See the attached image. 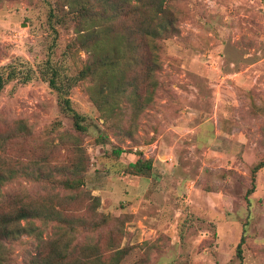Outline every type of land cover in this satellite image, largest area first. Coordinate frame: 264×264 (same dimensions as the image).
<instances>
[{
	"label": "rangeland",
	"instance_id": "rangeland-1",
	"mask_svg": "<svg viewBox=\"0 0 264 264\" xmlns=\"http://www.w3.org/2000/svg\"><path fill=\"white\" fill-rule=\"evenodd\" d=\"M77 2L102 7L99 0H0V68L50 62L62 76L84 70L91 54L76 43ZM164 7L178 31L142 47L149 66L156 61L151 104L137 110L129 93L119 99L107 89L112 97L100 110L99 85L82 80L70 90L85 117L80 133L39 75L13 81L0 97V132L20 125L30 138L13 140L5 160L33 170L47 161L46 172L86 166L81 191L98 197V212L112 220L78 241L100 253L111 248L102 254L108 259L124 250L113 264H241L243 236V264H264V167L253 173L264 161V0H165ZM115 27L131 32L135 21ZM134 44L111 36L101 44L105 57L122 53L105 82L144 81V65L134 66L129 53ZM139 159L152 161V170L128 173ZM55 186L21 178L0 188V202H88ZM37 243L14 245L11 264H29Z\"/></svg>",
	"mask_w": 264,
	"mask_h": 264
},
{
	"label": "trees",
	"instance_id": "trees-1",
	"mask_svg": "<svg viewBox=\"0 0 264 264\" xmlns=\"http://www.w3.org/2000/svg\"><path fill=\"white\" fill-rule=\"evenodd\" d=\"M101 8L97 9L87 2H77L75 5L76 16V43L83 50L91 54L90 63L76 76H62L58 68L47 62L44 67L35 70L26 63L12 62L0 68V97L6 86L13 81L30 82L37 75L45 80L58 94V103L62 113L70 116L74 128L80 133L87 130L85 117L78 113L72 105L70 90L82 80L92 78L99 85V97L94 96V101L100 110L112 95H103L105 90L112 94L128 96L130 103L138 101L139 109H144L152 103V93L155 87L152 73L156 70V61L149 66L147 59H143L142 47L149 43L167 39L177 33V23L172 13L164 7L165 0H99ZM136 5L133 6L132 2ZM140 4V5H139ZM135 21V27L130 30L117 31L116 24L122 20ZM99 29L94 31V27ZM118 44L121 40L135 43L129 49L133 55L134 66L144 65V81L130 80L124 82L122 78L114 86L104 80V74L119 70L121 50L117 49L111 55L103 56L99 50L102 43L109 37ZM140 41V43H139ZM138 56L141 62L138 64ZM18 61V60H16ZM132 61V60H131ZM154 65V66H153ZM122 71V70H121ZM106 72V73H105ZM130 89V92H129ZM152 89V90H151ZM145 90L143 95L142 91ZM134 95V99L132 97ZM106 101H105V100ZM30 134L20 125L16 131L0 132V188L21 178L30 179L38 183L51 182V185L78 192L81 197H87L88 202H13L15 208L6 206L7 202H0V264H11L13 259V246L23 245L27 238L37 243L36 253L32 255L29 264H113L119 263L125 255L124 250H117L110 259L104 258V252L96 245L80 243L79 237L84 233H94L109 226L112 220L109 215L98 212L100 199L87 192H82L86 166L76 164L73 167L59 166L53 172H46L52 168L47 161L34 163L41 170L32 169L30 165L17 167L5 160L4 153L9 144L16 139L26 140ZM106 137H102L105 139ZM122 151H118L119 155ZM153 162L139 159L127 167L128 173L143 176L152 170ZM264 167V161L254 168L255 174ZM55 186V187H56ZM255 191V179L252 188L247 193V203L250 206V196ZM7 203V204H6ZM111 231H113L111 229ZM243 236L237 246L236 256L243 264ZM112 261V262H111Z\"/></svg>",
	"mask_w": 264,
	"mask_h": 264
}]
</instances>
